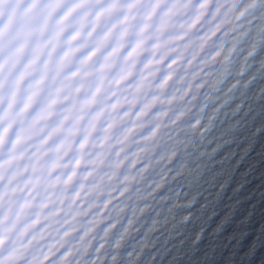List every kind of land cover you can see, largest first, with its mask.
<instances>
[{
  "label": "clouds",
  "instance_id": "9594fccd",
  "mask_svg": "<svg viewBox=\"0 0 264 264\" xmlns=\"http://www.w3.org/2000/svg\"><path fill=\"white\" fill-rule=\"evenodd\" d=\"M261 47L264 0H0V264H104Z\"/></svg>",
  "mask_w": 264,
  "mask_h": 264
},
{
  "label": "water",
  "instance_id": "95a60500",
  "mask_svg": "<svg viewBox=\"0 0 264 264\" xmlns=\"http://www.w3.org/2000/svg\"><path fill=\"white\" fill-rule=\"evenodd\" d=\"M262 64L264 47L243 73L237 61L199 127L184 134L166 180L144 199L133 235L117 245L113 232L104 264H264Z\"/></svg>",
  "mask_w": 264,
  "mask_h": 264
}]
</instances>
